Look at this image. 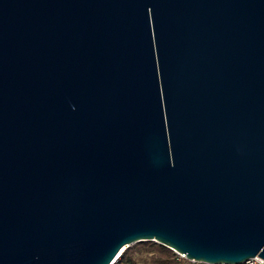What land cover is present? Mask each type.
<instances>
[{"label": "water", "instance_id": "1", "mask_svg": "<svg viewBox=\"0 0 264 264\" xmlns=\"http://www.w3.org/2000/svg\"><path fill=\"white\" fill-rule=\"evenodd\" d=\"M143 241L264 259V0H0V264Z\"/></svg>", "mask_w": 264, "mask_h": 264}, {"label": "trees", "instance_id": "2", "mask_svg": "<svg viewBox=\"0 0 264 264\" xmlns=\"http://www.w3.org/2000/svg\"><path fill=\"white\" fill-rule=\"evenodd\" d=\"M113 264H191V262L179 258L173 250L163 245L153 241H143L123 249ZM193 264L206 263L194 262Z\"/></svg>", "mask_w": 264, "mask_h": 264}, {"label": "built area", "instance_id": "3", "mask_svg": "<svg viewBox=\"0 0 264 264\" xmlns=\"http://www.w3.org/2000/svg\"><path fill=\"white\" fill-rule=\"evenodd\" d=\"M176 254L178 255L179 258H184L183 255L178 254V253H176ZM184 259H185V258H184ZM188 261H189V260H188ZM190 262H191V264L194 263L193 261H190ZM239 264H264V259H263V258H260V257H258V256H255V257L250 258V259H248V260H246V261H244V262H242V263H239Z\"/></svg>", "mask_w": 264, "mask_h": 264}]
</instances>
